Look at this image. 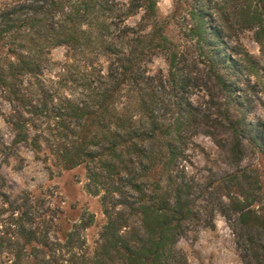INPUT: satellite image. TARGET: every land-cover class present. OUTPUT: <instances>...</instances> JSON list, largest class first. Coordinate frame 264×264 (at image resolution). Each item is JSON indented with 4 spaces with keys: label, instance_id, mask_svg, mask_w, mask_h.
<instances>
[{
    "label": "trees",
    "instance_id": "trees-1",
    "mask_svg": "<svg viewBox=\"0 0 264 264\" xmlns=\"http://www.w3.org/2000/svg\"><path fill=\"white\" fill-rule=\"evenodd\" d=\"M157 3L10 0L0 7V115L1 101L8 103L14 132L10 144L0 136V158L8 163L29 140L40 148L22 111L40 104L22 84L33 79L44 88L50 52L64 47L63 65L81 92L53 105L54 124L69 120L75 130L57 156L64 169L83 166L86 191L99 196L105 217L89 245L92 214L45 213L30 192H8L0 174L5 264H187L177 243L212 228L216 214L240 264H264V122L250 114L253 101L264 110V0H171L164 17ZM244 32L261 57L241 44ZM156 58L165 71L149 67ZM198 135L227 168L202 181L185 166Z\"/></svg>",
    "mask_w": 264,
    "mask_h": 264
},
{
    "label": "rangeland",
    "instance_id": "rangeland-1",
    "mask_svg": "<svg viewBox=\"0 0 264 264\" xmlns=\"http://www.w3.org/2000/svg\"><path fill=\"white\" fill-rule=\"evenodd\" d=\"M8 1L10 0H0V7ZM157 8L161 17L166 16L171 8V0H158ZM138 16L129 18L128 22L134 23ZM240 42L248 52L256 57L260 56L258 46L253 42L250 32L242 33ZM64 55V47L51 50L49 55L51 62L44 70V76L39 79L44 88L39 82L33 84L35 82L33 79L30 84L28 82L22 84L24 96L35 100V104H40L36 109L32 107L34 101L31 105L27 103L22 107L24 118L28 122V133L30 136L38 137L40 148L37 149L31 140L29 144L20 143L13 150L8 163H4L0 158V174L8 192L12 195L30 192L38 201L45 203L43 205L45 213L47 207H59L71 218H76L84 211L92 214L94 217L92 225L84 231L89 245H92L105 222L100 198L86 191L87 176L83 166L64 169L57 156V149L62 144H70L75 130L72 131V123L69 120L59 125L54 124L57 106L53 105L62 101L64 97L72 99L81 92V88L78 87L81 81L77 80L73 70L68 72L63 65ZM260 61L264 69L262 57ZM149 67L152 70H166L161 58L154 59ZM49 95L54 96V104L50 103ZM251 104V116L261 118L264 122V110L255 101ZM1 111L0 136L10 144L14 132L6 118L11 112V106L1 101ZM187 154L188 159L185 163L187 174L199 181L208 177L211 172L227 169L219 160L218 150L205 136L198 135L193 138ZM261 168L259 171L264 182V167ZM176 247L183 251L187 264H240L231 230L219 214L215 215L212 228L200 229L195 237L180 240ZM4 261V257L0 258V264H5Z\"/></svg>",
    "mask_w": 264,
    "mask_h": 264
}]
</instances>
